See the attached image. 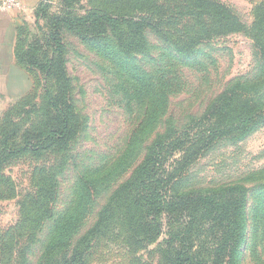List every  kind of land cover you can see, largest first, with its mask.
I'll return each instance as SVG.
<instances>
[{
	"label": "rangeland",
	"instance_id": "374dc122",
	"mask_svg": "<svg viewBox=\"0 0 264 264\" xmlns=\"http://www.w3.org/2000/svg\"><path fill=\"white\" fill-rule=\"evenodd\" d=\"M42 1L48 5L51 15L68 18L85 16L92 9L137 17L149 6L169 8L167 21L172 18L178 25L173 27L178 30L174 29V38L200 31L196 20L172 14L176 7H185L186 0H40L39 3ZM213 1L232 9L252 32L213 35L193 54L183 56L152 30L147 31L149 53L128 58L126 66L139 69L155 85L154 90H150L155 94L151 104L143 93H137L139 82L109 58L83 44L70 30L63 29L67 73L72 79V96L82 129L66 152L49 153L44 157L22 154L0 170V263L3 257L9 258V264H26V258L28 264L41 260L54 223V219L42 220L38 212L44 204L43 189L52 186L57 191L56 201L49 206L55 216L59 217L69 208L82 207L73 219L81 224L73 236L77 241L96 224L119 185L130 179L146 158L150 144L169 126L182 129L193 119L202 117L226 87L238 83L255 84L264 104L262 60L253 35L257 33L254 29L257 9L264 0ZM27 26L22 49L33 46L44 59L52 58L51 21L42 19L39 24ZM111 41L114 45L112 38ZM37 75L25 97L0 98V144L11 123L25 128L42 124L44 90H52L55 83ZM159 110L160 116H154ZM147 111L151 116L142 128L141 140L136 141L140 143L138 151L121 156L126 151L127 139ZM193 143L199 147L198 142ZM203 146L175 188L180 195L231 186L244 188L247 225L240 264H264V122L245 138H227L210 147ZM183 156L184 152L178 151L165 164V170L170 172L176 168ZM115 162L121 164V171L129 168L127 173L96 196L86 198L88 192L83 189L80 178L91 174L94 187L102 188L107 173H85L110 168ZM83 195L86 200L82 199ZM113 213L103 236L93 240L86 264H167L168 257L174 253L169 247V233L188 223L178 215L172 219L165 216L159 237L150 241L153 234L148 237L144 232L147 223H139L134 229L135 235L128 236L125 209L118 206ZM140 219L136 214V220ZM197 229L200 232L198 250L201 256L209 257L220 241L223 225L204 222Z\"/></svg>",
	"mask_w": 264,
	"mask_h": 264
},
{
	"label": "trees",
	"instance_id": "16d2710c",
	"mask_svg": "<svg viewBox=\"0 0 264 264\" xmlns=\"http://www.w3.org/2000/svg\"><path fill=\"white\" fill-rule=\"evenodd\" d=\"M186 1L185 7H176L172 14L196 20L200 31L185 33L176 38L174 31L178 30L173 27L178 25H175L172 18L167 21L169 8L149 6V9L144 10V14L137 17L92 9L85 16L68 18L51 15L48 5L44 1L39 3L35 11L36 24L42 19L51 21L49 37L54 56L44 59L39 55L40 50L33 46H29L27 50L22 49V39L28 32L27 24L23 23L19 28L16 59L34 79L39 74L45 79L53 80L55 87L53 86L52 90H44L42 124L25 128L23 125L11 123L2 135L0 170L22 154L31 153L44 157L49 153H64L81 132L82 121L72 96L73 83L67 73L63 29L70 30L83 44L109 58L110 62L139 82L137 93H143L150 104L155 99V94L151 92L155 85L147 75L141 74L139 69L126 66L128 58L149 53L147 31L152 30L161 40L172 44L178 54L190 56L199 45L210 41L213 35L247 33L249 30L235 12L222 3L213 0ZM257 11L254 29L258 34L253 35L255 46L260 52L261 73L264 76V3ZM259 96L255 84L238 83L226 87L218 98L211 102L202 117L193 119L182 129L169 126L150 144L146 158L132 172L130 179L119 185L112 201L100 212L96 224L77 241H74L73 236L81 224L73 219L82 207L76 210L69 208L59 217L55 216L49 206L56 201L57 191L52 186L43 189L44 204L38 212L42 220L50 218L54 219V223L41 260L37 264H86V256L93 248V240L103 236V230L113 218V212L118 206L125 209L128 236L135 235V227L145 222V234L148 237L153 234L149 238L150 241L159 237L164 225L163 217L172 219L174 215H178L180 219H186L187 224L169 233V247L174 253L168 257L167 264H240L247 225L244 210L247 201L245 189L231 186L180 195L175 187L183 177L185 169L199 156L202 144L203 148H207L223 139L245 138L264 122V104ZM156 113L154 116L159 117L161 111ZM150 116L147 111L141 118L142 122L127 139L126 151L121 156H129L130 152L138 151L140 143L136 141L141 140L142 128ZM193 142H198L199 147ZM178 151L184 152L183 160L170 172L165 170V164ZM128 169L121 171V164L115 162L110 168L108 166L105 169L86 172L85 174L107 173L104 185L97 189L90 180L91 174L80 178L83 189L88 192L86 198L96 196L104 187L115 183ZM92 189H95L94 192ZM82 199H85V195ZM136 214L140 215L139 221L136 220ZM204 222L223 225L220 241L210 252L212 260L209 259L210 256H201L202 253L197 247L200 233L197 227ZM174 245L178 247L173 248ZM6 258L3 257L0 264H9V258ZM28 261L26 258V264Z\"/></svg>",
	"mask_w": 264,
	"mask_h": 264
},
{
	"label": "crops",
	"instance_id": "0c3cea01",
	"mask_svg": "<svg viewBox=\"0 0 264 264\" xmlns=\"http://www.w3.org/2000/svg\"><path fill=\"white\" fill-rule=\"evenodd\" d=\"M40 0H22L24 8L16 12L0 10V98L20 97L32 88V75L16 59L19 28L35 24Z\"/></svg>",
	"mask_w": 264,
	"mask_h": 264
},
{
	"label": "built area",
	"instance_id": "2783aa9c",
	"mask_svg": "<svg viewBox=\"0 0 264 264\" xmlns=\"http://www.w3.org/2000/svg\"><path fill=\"white\" fill-rule=\"evenodd\" d=\"M23 8L22 0H0V10L3 12H18Z\"/></svg>",
	"mask_w": 264,
	"mask_h": 264
}]
</instances>
